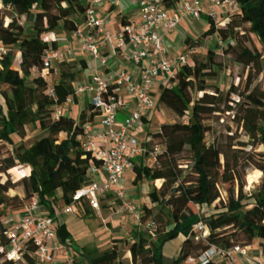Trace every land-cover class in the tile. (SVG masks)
Listing matches in <instances>:
<instances>
[{"label":"trees","instance_id":"obj_1","mask_svg":"<svg viewBox=\"0 0 264 264\" xmlns=\"http://www.w3.org/2000/svg\"><path fill=\"white\" fill-rule=\"evenodd\" d=\"M162 1L170 8L177 0ZM233 1L240 11L224 20L225 30H215L209 21V27L201 37L219 32L224 41L234 39L235 43H227L224 53L230 54L235 62L249 67L264 54V0ZM84 11L85 5L80 0H0V44L18 45L19 51L16 67L12 71L9 69V51L0 61V175L15 166L28 171L15 182L9 178L0 181V218L6 209L21 207L34 195L38 197L41 209L54 216L58 199L65 204L70 203L75 191L83 185L91 158V152L83 145V125L92 121L98 113L90 106L88 111L81 110L77 118L65 114L53 118L54 106L60 105L67 96L74 95L77 63L61 60L52 86L54 96L47 93L48 84L42 72L54 73L55 69H44L42 54L49 47L56 49L57 43L54 38L44 39L40 32L53 31L60 24L64 31H73L83 19ZM21 18L25 22L20 21ZM25 24L35 32L34 36H24ZM246 33L259 41V50L248 47L243 40ZM201 37H186V48L198 47ZM191 58L192 64L179 69L156 99L157 110L162 107L178 117L185 116L189 111V120L162 125L161 131H147L143 142L146 154L154 146L165 144L157 154L159 167L148 168L142 159L133 167L132 180L148 179L153 184L159 183L149 197L158 206L161 228H142L148 216L141 215L140 223L131 226L130 240L113 238L101 250L78 247L75 252L84 264H165V247L169 249L179 238L182 242L178 254L170 260L168 256V264H183L186 257L196 256L211 245L225 248L236 244L248 246L254 240L264 254V194L259 199H252L243 193L239 184L237 194L222 198L219 183L234 175L240 182V171L221 163V159L227 160V149L219 145L216 137L211 143L206 142L209 127L202 117L218 110L220 91L207 85L204 78L216 76L217 70L223 69L222 63L213 50L204 54L194 53ZM32 69L37 72L34 77H31ZM228 92L241 97V101H236L237 108L233 114L238 129L243 131L251 144L264 147V91L258 85L249 90L248 83L246 90L238 92V88L231 83ZM29 116L39 122V128L45 134L27 142L25 122ZM177 133L188 136L165 143L168 137ZM13 135L19 138V142L14 140ZM227 136L230 140L235 138L233 132ZM150 144L153 145L149 149ZM229 144H232L231 141ZM182 162L186 167L191 163L187 173L193 175L191 181L182 177ZM260 169L264 174V166ZM15 186L21 187L22 197L9 195V190ZM170 189L171 193L164 199ZM227 192L234 193V187L228 188ZM188 204L196 205L198 209L206 206L207 211L201 215L199 211L185 208ZM198 221H202L207 234L195 241L193 225ZM57 225V237L65 243L69 235L66 225L60 218ZM240 233L244 234V240L238 237ZM153 238L156 241L154 245ZM186 239L192 241L195 253H191L185 245ZM6 243L0 219V247ZM125 245L128 246L126 258L121 256ZM0 260V264H37L34 247L30 243L26 244L17 262ZM206 264L220 263L210 260Z\"/></svg>","mask_w":264,"mask_h":264},{"label":"built area","instance_id":"obj_2","mask_svg":"<svg viewBox=\"0 0 264 264\" xmlns=\"http://www.w3.org/2000/svg\"><path fill=\"white\" fill-rule=\"evenodd\" d=\"M117 5L119 0H88L83 19L71 31L70 38L77 42V51L96 64L90 80L76 87L74 95L88 93L90 106L98 113V126L95 127L92 121L86 122L82 135L84 148L91 152L87 173L101 172L103 178L82 185L68 204L59 199L54 216L41 209L36 195L25 200L18 210L6 209L0 219L7 243L0 247V259L17 262L26 244L30 243L37 264H81L68 242L62 243L58 239L57 220L64 214L74 213L76 207L82 205L100 215L102 202L110 204V195L114 193L124 201L123 210L130 215L133 225L140 223L141 215L126 201L122 184L128 173L133 179V167L140 159L148 168L159 167L157 154L165 144L154 146L147 154L143 144L145 131H151L147 128L148 123L158 115L154 84L158 82L161 91L179 69L191 65L195 48H185L172 57L165 35L186 18L199 21L206 17L217 30L224 27L227 17L240 11L233 0H177L170 8L162 0H137V19L118 29H110L99 13L100 8ZM7 50V46L0 44V61ZM70 52V49L63 53L47 48L42 54L44 69L56 67ZM113 54H118L123 63L138 70L112 66L109 56ZM32 72L36 70L32 69ZM47 74L45 70L42 72L44 79ZM119 88H124L133 101V107L123 116L120 112L125 108V102L118 95ZM49 94L54 96L52 88ZM74 95L54 106V119L64 114L63 109L72 103ZM141 132L145 134L139 138ZM167 139L165 143H169ZM115 211L121 209L115 208ZM193 232L195 241L207 234L202 221L193 225ZM210 260L219 263L223 260L227 264H238L242 260L247 264H264V256L253 257L247 246L238 244L228 248L211 245L196 256L186 257L183 264H206Z\"/></svg>","mask_w":264,"mask_h":264},{"label":"rangeland","instance_id":"obj_3","mask_svg":"<svg viewBox=\"0 0 264 264\" xmlns=\"http://www.w3.org/2000/svg\"><path fill=\"white\" fill-rule=\"evenodd\" d=\"M20 21L25 22L23 18H21ZM25 25L26 29L24 36H34L35 32L30 30L27 27V24ZM195 26L201 28L198 23H195ZM222 29L225 30V28ZM40 33L44 39L51 40L55 37V34H57L58 31L42 30ZM202 33H198L196 38H200ZM243 40L248 47L259 50L260 43L252 34L246 33ZM227 43L233 44L235 43V40L228 39L227 41H224L219 32L213 33L211 35L201 37L200 45L195 47L192 53V55L194 53L204 54L207 50H213L217 54L218 60L221 61L223 66L222 70H217L216 76H206L204 78L207 85L215 87L220 91V95L218 96L220 101L217 108L218 110L208 116L202 117L204 123H206L209 127V131L206 135V142L211 143L216 137L219 141V145H222L227 149V160L224 161L221 159V163L231 169L236 168L240 171V182L234 175L219 183V190L222 198L225 199L229 195L237 194L239 184H241L244 194L250 195L252 199H259L264 194V174L260 169V167L264 166V147L262 145L251 144V142L243 134V131L238 129L237 122L233 119V114L237 108L236 101H241V97L232 92H228V87L231 83H233L234 87L238 88V92H243L247 89V84L249 83V90L258 85L260 89L264 91V54L260 56L257 63H253L247 67L242 63L235 62L234 59L230 57V54L224 53ZM7 49V51L11 53V64L9 69L12 71L16 67V61L19 56L18 45L7 46ZM57 68L58 65L54 67V73H48L46 75L45 80L48 84L46 90L47 93L50 92V89L56 81ZM258 69L261 70L260 73H258ZM36 75L37 72H32L31 77ZM153 90L154 94L157 93L159 95L160 90L156 88V86H154ZM188 120L189 111L185 116L178 117L168 109L160 107L158 108L157 117L148 123L147 128L150 127L152 132L161 131L162 125H170L175 122L185 123ZM25 124L28 134L27 142L45 134V131L39 128V122L33 116H29ZM147 131L148 130L145 132ZM232 132L233 137L235 138L230 140L227 135L232 134ZM143 134L145 133H139V138H142ZM179 134H184L182 138L188 136L185 133H177L171 136ZM13 138L15 141L19 142V138L16 135H13ZM167 140L169 141V138ZM229 141H231L232 144H229ZM152 145L153 144L149 145V149ZM180 165L182 177H184L185 180L191 181L193 175L190 173L187 174L191 168V163H189L187 167L183 165V162ZM247 169H252L250 182L243 177V172ZM23 171L22 167L15 166L9 169L6 174H1L0 181L3 182L9 178L12 182H15L20 179L22 175H24ZM157 184L159 183L157 182L153 184L148 179L141 181H135L132 179L128 181L125 180L122 184L126 201L133 204L138 209L140 215L148 216L141 227L148 228L150 230L161 228L160 214L157 212L158 206L152 202L149 197V194L157 187ZM230 187H234V193L227 192V189ZM171 191L172 189H170L164 199L168 197ZM9 195H18L19 197H22L21 187H12L9 190ZM110 197V204L102 202L103 207L100 215L92 210H89L85 205L77 206L74 213L64 214L63 220L65 221L66 229L69 232L68 238L65 242H68L69 246L74 244L77 245L76 248L96 247L101 250L106 248L113 238L130 240V230L133 222L131 221L130 215L123 210L124 201L121 198H118L115 193L111 194ZM19 208H15L14 210H18ZM115 208L121 209V211L116 212ZM185 208H189L193 211H199L201 215L207 211L206 206L198 209L196 205L188 204ZM152 243L153 245L156 244L155 238H153ZM185 245L190 249L191 253H195L190 239L185 240ZM170 247L171 246H169L168 252H170ZM127 248L128 246L125 245L121 252V256L124 258L128 256ZM168 252L166 254L165 263H168ZM1 262L2 261L0 260V263ZM81 264L84 263L81 262Z\"/></svg>","mask_w":264,"mask_h":264},{"label":"crops","instance_id":"obj_4","mask_svg":"<svg viewBox=\"0 0 264 264\" xmlns=\"http://www.w3.org/2000/svg\"><path fill=\"white\" fill-rule=\"evenodd\" d=\"M88 0H80V2L85 5ZM100 15L105 19L106 25L110 29H118L122 24L134 21L138 17V5L137 0H119V5L117 6H102L100 8ZM195 23H198L201 28H198L195 26ZM192 27V29H191ZM209 27V21L206 17H203L199 21H195L189 18L183 19L180 23H178L173 31L171 33H168L165 35L169 53L172 57L179 54L181 51H183L186 47L185 45V39L186 37L196 38L198 33H202L205 30H207ZM53 31H58L57 34H55V37H53L56 40L57 48L59 51L65 53L68 49L71 50L70 54L68 56H65L66 58L64 60L67 61H76V75L73 81L74 89L78 87L79 85L88 82L94 72V69L96 67L95 62L83 55H81L77 51V42L71 41V31H64L61 27V24ZM109 63L112 66H123L127 68L130 71H137L138 68L134 67L132 65L126 64L122 62L121 57L118 54H113L109 56ZM154 86L160 90L159 83H155ZM118 95L123 98L125 102V108L121 110L120 116H123L127 113V111L133 107V101L131 100V97L126 93L124 88H119ZM155 98H157L158 94H154ZM75 97V98H74ZM72 103H70L67 107L63 109V112L65 115L71 116L72 118H77L78 114L81 110L88 111L90 108L89 103V94L79 93L77 95H74ZM92 124L97 127L99 124V116L98 114L93 118ZM24 171V175H27L28 171L25 168H22ZM103 178V175L101 172L98 174H92V173H86L84 176L83 185L88 184L93 179H96L98 181H101ZM132 175L131 173H128L125 180H131ZM124 180V181H125ZM157 183V182H156ZM159 184H157L158 186ZM60 192H57V197L59 198ZM60 199V198H59ZM59 199L57 203H59ZM89 209V208H88ZM90 210V209H89ZM64 216V215H63ZM63 216L60 217L61 220H63ZM64 221V220H63ZM65 223V221H64ZM240 240H244L245 236L244 234H239ZM182 242V239H178L177 242H175L172 245V249L169 253V260L175 257L178 254L180 243ZM77 245H72V249L76 251ZM248 253L253 257H259L264 256L262 253L260 247L258 246V242L254 240V242L251 245H248ZM168 247H165L164 253L167 254ZM168 264V263H165ZM220 264H227L225 261H220ZM238 264H247L245 260H242Z\"/></svg>","mask_w":264,"mask_h":264},{"label":"bare ground","instance_id":"obj_5","mask_svg":"<svg viewBox=\"0 0 264 264\" xmlns=\"http://www.w3.org/2000/svg\"><path fill=\"white\" fill-rule=\"evenodd\" d=\"M182 136H184V134H179V135H176V136H171L170 138H169V142H176V141H179L181 138H182ZM252 174V169H247V170H245L244 172H243V177H245L246 178V180L248 181V182H250L251 181V178H250V175Z\"/></svg>","mask_w":264,"mask_h":264}]
</instances>
